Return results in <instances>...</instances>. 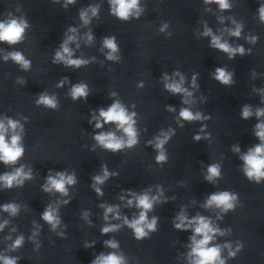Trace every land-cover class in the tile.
Masks as SVG:
<instances>
[{"label":"clouds","instance_id":"obj_1","mask_svg":"<svg viewBox=\"0 0 264 264\" xmlns=\"http://www.w3.org/2000/svg\"><path fill=\"white\" fill-rule=\"evenodd\" d=\"M76 0H66L64 7L68 4H74ZM140 0H109L110 14L115 16L118 20L122 22L129 21L130 17H135L138 19L140 17L142 8L139 7ZM205 3H216L219 9L229 10L231 5L228 0H205ZM99 6H89L86 9H82L79 12V18L84 26H87L91 22V18L98 15ZM259 14V20L264 23V3H261L257 9ZM91 12V16H89ZM11 16V13H9ZM233 23H236L233 21ZM28 22L23 18H11L8 20L0 21V43H7L9 45H15L23 39L25 29L28 28ZM243 25L236 24L234 29H229L230 35L236 38H240L241 30ZM168 28V24H163L159 31L161 33L165 32ZM66 33V39L61 43L59 50H56L52 60L53 64H62L64 67H71L79 69L81 66H86L90 63L89 60L82 58H73L74 52L69 47L70 43L77 41V30L74 27H70ZM204 36H210L211 42L210 47H213L219 51L226 53L229 59H234L237 54L251 55L252 49H248L247 53L243 45H238L232 47L227 41L222 42L221 37L214 35L212 30L205 25V30L203 32ZM86 42L91 43L94 39L91 32L85 34ZM171 36V33H168ZM249 43L255 44L258 40L257 36H251L247 38ZM103 48L107 49L106 59L114 62H119L121 57L117 55L120 52V48L117 44L116 37L106 36L103 38ZM76 47L79 48V43H76ZM12 60L14 63L18 64L22 70H29L31 68V61L25 59L24 55L19 51L9 52L4 56V60ZM93 60L95 57L92 58ZM196 75L192 77V87H198L196 84ZM234 73L226 71L223 67H217L214 73V79L223 85H231L234 83L232 77ZM174 77H179L177 81ZM164 87L167 91L173 95H182V104L188 105L191 103L190 97L193 93L185 88L183 85L185 83L184 76L179 71H174L173 75L170 77L166 72L163 74ZM17 83L24 84L25 80L23 78H18ZM66 83H69L68 79L62 78L56 85L58 88H62ZM137 87H143V83H139ZM89 95L88 85L85 83H77L71 86L69 91V96L73 101L78 99H87ZM116 92H112L111 96L115 97ZM264 102V101H262ZM35 104L43 106L46 109L57 110L58 101L54 94H49L47 92L40 93L38 98L35 100ZM135 105H133L134 107ZM168 111L174 112L175 109L168 107ZM253 115V111L249 105H244L241 117L242 119H249ZM135 112L129 114L127 109L123 106L121 101L114 100L112 104L107 108L99 109V116L93 115L92 120L89 121L91 124L95 121V129L99 130L104 127L105 124H115L118 131L123 132V136H117L115 132H103L97 131L93 138L99 146L104 150L118 153L122 149H131L138 143V134L135 128L136 121L134 117ZM255 116L259 118L264 117V109L257 108L255 110ZM202 119H210V116H202L200 112L191 111L188 107H182L179 111L177 122L180 120L193 122L200 121ZM182 128L184 125L179 123ZM206 126L201 127V131ZM24 132V126L18 121L11 118H5L0 120V163L8 166L15 165L17 161L24 155V147L22 145V134ZM174 130L169 129L167 132L161 131L154 140L148 141V144L153 146L154 150L157 151L155 161L158 164H163L168 160L166 154L165 145L170 140L171 136L174 135ZM255 136L259 139L260 143L250 148L246 153L240 156L243 161V172L249 181H254L256 184H260L264 180V122H259L255 125ZM124 137H127L125 140ZM207 138V136H205ZM193 139L195 141L201 140V135H194ZM233 151L239 153L240 148L238 146L233 147ZM118 173L109 172L106 165H102V174L95 175L92 177L93 184L92 188L98 197H102L104 192L100 185H103L106 180L111 176H116ZM221 177V167L219 164H211L207 168V175L205 180L209 183H215V181ZM32 179V171L29 169L27 172L24 171V166L16 167L11 172H5L0 175V185L4 189L11 190L14 187L20 188L24 186L26 180ZM75 173L68 174L66 172H56L55 175L49 174L46 177V183L42 186L43 191L46 193L57 192L62 196H68V188L66 186H71L76 184ZM157 194L150 195V189L146 190L140 194L134 191L128 190L127 197L125 195H120L119 199L121 201L126 200V207H135L138 210V216L129 219L127 216L121 217L119 211V205H106L101 204L100 207L104 209V220L108 221L109 215L111 214L113 219L123 220V224H112L108 223L106 226L102 227L101 234L107 235L111 232L118 231L121 227L127 226L133 232V237L137 241H143L145 238H150L149 234L157 231L158 217L152 216L149 219L148 213L153 211L154 205L157 203H167V198H164L162 188L157 185ZM63 203L67 205L69 200H64ZM238 203V194L224 190L218 191L211 194L203 205L204 208H217L222 213H227L234 210ZM19 205L15 202L5 203L0 205V210L9 213L11 216H16L19 212ZM88 213H84V218L87 219ZM41 219L51 226L52 231L60 226L61 220L58 215V209L52 205H48L43 213L41 214ZM9 222L5 220L0 224V231H3L5 226ZM90 223V222H89ZM173 227L177 231H189L191 230L193 235L190 237L191 241V251L189 252V257H191V264H225V260L221 258L222 247L220 245L209 246L214 240L216 235H225L228 230H221L218 227L213 226L210 218L197 215L195 217L189 218L181 211L173 221ZM14 232L15 229H12ZM39 235L38 231L32 233L29 240H32L36 244V248L39 249L41 244L36 241V237ZM58 236H64L63 232L57 233ZM200 237V239H197ZM11 241L10 244L6 246V252H15L24 245V236L19 235L15 240H12L11 235L5 238ZM95 242L85 243V248L92 247ZM106 247L113 250L119 249L120 245L115 239H109L104 241ZM223 248L229 249V257H235L236 252L243 248V243L237 244L236 251L231 250V245L226 243ZM19 256H10L4 253H0V264H17ZM91 264H126V258L123 254H118L116 251L109 252L108 254L101 253L95 259L91 261Z\"/></svg>","mask_w":264,"mask_h":264}]
</instances>
